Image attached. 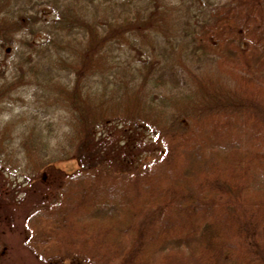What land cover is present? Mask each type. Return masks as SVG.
Segmentation results:
<instances>
[{
  "label": "trees",
  "instance_id": "obj_1",
  "mask_svg": "<svg viewBox=\"0 0 264 264\" xmlns=\"http://www.w3.org/2000/svg\"><path fill=\"white\" fill-rule=\"evenodd\" d=\"M218 4L0 0V221L31 199L36 256L264 264V0Z\"/></svg>",
  "mask_w": 264,
  "mask_h": 264
},
{
  "label": "rangeland",
  "instance_id": "obj_2",
  "mask_svg": "<svg viewBox=\"0 0 264 264\" xmlns=\"http://www.w3.org/2000/svg\"><path fill=\"white\" fill-rule=\"evenodd\" d=\"M219 6L228 5L230 2L235 0H217ZM220 9V7H218ZM212 68H217L216 65H211ZM0 68L8 72V66L3 63V54L0 53ZM222 72V70L220 69ZM229 76V75H228ZM225 79V78H224ZM227 83L230 84V87L234 86L233 81H230L227 78ZM211 83V81H208ZM261 120L264 124V112L260 113ZM233 140V139H232ZM227 141V140H225ZM230 144L236 145L237 140L231 141ZM149 154V153H148ZM147 154V159L152 160L153 156ZM28 163L26 166H29L32 162L27 159ZM30 163V164H29ZM59 168L63 169L66 172H72L76 169L77 164L74 160L61 161L56 164ZM10 180L19 182V179L16 178V175L12 174ZM20 205H17L16 209H13L6 213L4 219L0 221V243L2 244L0 251V263L1 264H72L68 259L64 258L62 262L56 259V257L50 259H44L36 256L28 247L24 244V239L28 234V229L24 223L26 215L30 212L28 206L33 204L31 199L27 201L22 198ZM152 254L156 255L159 250L151 249ZM55 256V255H54Z\"/></svg>",
  "mask_w": 264,
  "mask_h": 264
}]
</instances>
